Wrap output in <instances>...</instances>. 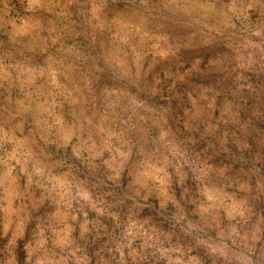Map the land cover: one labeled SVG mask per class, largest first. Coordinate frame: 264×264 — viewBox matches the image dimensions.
<instances>
[{"label":"rangeland","instance_id":"374dc122","mask_svg":"<svg viewBox=\"0 0 264 264\" xmlns=\"http://www.w3.org/2000/svg\"><path fill=\"white\" fill-rule=\"evenodd\" d=\"M0 264H264V0H0Z\"/></svg>","mask_w":264,"mask_h":264},{"label":"trees","instance_id":"16d2710c","mask_svg":"<svg viewBox=\"0 0 264 264\" xmlns=\"http://www.w3.org/2000/svg\"><path fill=\"white\" fill-rule=\"evenodd\" d=\"M219 71V70H218ZM220 73H223V71L220 69V71H219Z\"/></svg>","mask_w":264,"mask_h":264}]
</instances>
